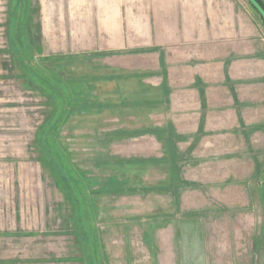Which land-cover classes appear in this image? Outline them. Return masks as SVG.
Segmentation results:
<instances>
[{"label": "rangeland", "instance_id": "1", "mask_svg": "<svg viewBox=\"0 0 264 264\" xmlns=\"http://www.w3.org/2000/svg\"><path fill=\"white\" fill-rule=\"evenodd\" d=\"M17 1L12 25L16 0H0V264H264V24L250 2L47 0L46 26L43 0ZM232 44L244 50L218 49ZM218 53L249 73L204 106L189 77ZM23 57L97 80L45 137L63 170L42 150L53 104ZM238 100L237 125L222 123Z\"/></svg>", "mask_w": 264, "mask_h": 264}, {"label": "trees", "instance_id": "2", "mask_svg": "<svg viewBox=\"0 0 264 264\" xmlns=\"http://www.w3.org/2000/svg\"><path fill=\"white\" fill-rule=\"evenodd\" d=\"M248 1L250 2L255 12L260 15L264 24V0ZM19 4L20 1L16 0L15 7L12 9V15L10 16L12 25H14L17 21V11H19ZM27 11L28 8H26V12ZM30 53V50L25 51V56L30 55ZM59 58L67 60L68 58H70V56L67 57L66 55L62 54L52 55V60ZM21 60L23 63V70L26 73V79L28 80V82H31V84H34L42 90L47 91L48 96H50L51 102L53 104V107L50 109L48 117L46 118L44 124L39 130L40 133L42 132V134L39 133V136L43 135L44 138H42L43 142L41 143V145L42 150L45 152V155L48 156V154H52V156H54L55 149H53V146L51 144H48V142L45 140V137L49 138V136L54 134V130L57 128L58 124L60 123L62 118L65 116L67 110L71 107L73 103L77 102L79 103V105H81L87 102V99H89V95L92 94V92L94 91V86H96L93 84L94 82L97 83V80H95L94 77H92L93 79L91 77L71 78L70 73H66L64 69L59 65V63H52L51 66L43 68L34 65V62L31 63L29 61V58L26 59V57H23ZM77 103L75 106L78 105ZM57 157L58 156H56L55 160L58 161V166L62 168V170L65 169V165L60 159H57ZM69 175V172L64 170L63 177L64 180L69 183L68 192L70 191L69 193L72 194V188L74 190L79 189L76 184L77 182H75L73 177ZM83 209L85 212V206Z\"/></svg>", "mask_w": 264, "mask_h": 264}, {"label": "crops", "instance_id": "3", "mask_svg": "<svg viewBox=\"0 0 264 264\" xmlns=\"http://www.w3.org/2000/svg\"><path fill=\"white\" fill-rule=\"evenodd\" d=\"M43 3L45 5V8L43 11H45L46 13L45 22L47 26L49 21L54 16V11H53L54 8H52V6L48 4L47 0H43ZM65 23H66L65 25L68 27L67 21ZM218 49L221 50V52L222 50H224L223 52H225L227 50L235 51L236 49H238L240 52L241 50H244V47L243 46L237 47L236 45L232 44V45H228V48L226 46V47H221ZM211 50H213V48ZM217 55L218 57H213L210 60V63L203 65V67L207 68L205 69L207 71L203 72V67H200L202 68V72L196 71L193 78L189 77V82H191L190 84H192L191 87L194 90H197L199 94L204 93L206 95L205 103H203L204 106L208 101L207 93L211 87L217 86L215 90L222 93L220 96L224 95L226 90L230 92H234L236 91V89L232 82L236 81L237 78H242V75L245 76L249 73L250 63L248 59H245V57L244 58L238 57L234 59V58H230L226 54L224 55V57H222L220 53H218ZM199 64L202 65L203 63H201L200 61L195 65V67H198ZM171 84L172 83L170 81V78H168L169 88ZM168 90H171V89H168ZM239 102H240L239 100L237 102L233 101L232 105H228L225 107L227 109L226 111H227L228 117L225 116L226 119L224 118L225 120L222 121V123L224 124L230 123V125H237L238 116L234 117L233 111L237 113L236 108L241 107V104ZM258 122L260 121L259 120L251 121V123H258Z\"/></svg>", "mask_w": 264, "mask_h": 264}]
</instances>
